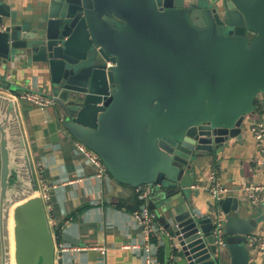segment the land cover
Wrapping results in <instances>:
<instances>
[{
    "label": "water",
    "instance_id": "obj_1",
    "mask_svg": "<svg viewBox=\"0 0 264 264\" xmlns=\"http://www.w3.org/2000/svg\"><path fill=\"white\" fill-rule=\"evenodd\" d=\"M17 13L0 0V264L54 261L12 66L38 79L61 129L112 178L150 187L186 264H249L258 219L225 195L222 248L192 187L197 162L241 138L264 94V0H39Z\"/></svg>",
    "mask_w": 264,
    "mask_h": 264
},
{
    "label": "crops",
    "instance_id": "obj_2",
    "mask_svg": "<svg viewBox=\"0 0 264 264\" xmlns=\"http://www.w3.org/2000/svg\"><path fill=\"white\" fill-rule=\"evenodd\" d=\"M7 1L19 16H28L36 9L39 0ZM11 69L7 72L10 81L19 89L23 86V90L45 91L40 88L37 78L26 79V69L14 66ZM17 104L37 193L42 189L43 182L50 195V208L45 209L44 205L48 227L50 231H57L59 240H63L60 237L62 232L72 236L76 243L67 242L80 248L73 252L54 253L53 264H143L142 231L131 215L141 203L137 205L135 187L117 182L108 172L98 175L96 166L78 150L76 140L61 129L54 115V104H49L45 109L25 101ZM253 117L264 121V111L247 117V128L240 139L231 142V147L217 152L215 157L197 162L192 201L197 213H212L213 201L208 191L212 172L227 189L226 195H237L240 201L244 184H260L262 190L258 204L250 207L242 201L245 208L242 207L241 212L258 219L250 235L264 238V164L256 163L260 153L248 129L249 119ZM148 199L149 196L147 205ZM171 235L157 215L151 264H186L179 250L173 247ZM250 235L245 242L248 262L264 264V258L257 251L255 243L251 242ZM160 251L162 262L158 256Z\"/></svg>",
    "mask_w": 264,
    "mask_h": 264
},
{
    "label": "built area",
    "instance_id": "obj_3",
    "mask_svg": "<svg viewBox=\"0 0 264 264\" xmlns=\"http://www.w3.org/2000/svg\"><path fill=\"white\" fill-rule=\"evenodd\" d=\"M6 77L7 79H10L9 74ZM12 96L16 99L17 102L25 101L30 103L31 105H34L35 107H38L39 109H45L49 104H53L52 98L39 90H22L18 93L12 94ZM255 102V112L264 111V94H258ZM248 129L260 153V156L257 158L256 163H258V165L264 164V121L261 118L253 117L249 119ZM76 146L78 150L84 154L88 161L96 166L98 175H103L107 172L105 166L96 153L87 148L81 142L76 141ZM261 190L262 186L260 184H244L242 187V201L246 202L250 207L257 205L260 200L259 192ZM149 191L150 187L148 185L135 187V192L138 194V198L141 200V203L139 204L137 209H134L131 212L135 224L140 227L142 231L143 244L141 246V250L143 264H151V261L154 258L153 237L157 228V214L148 207L146 201L149 195ZM208 191L213 201V211L211 214V232L214 236L215 243L224 248V215L221 212L219 201L224 197V195H226L227 189L221 184V182L217 178L216 173L214 172L211 173L208 180ZM39 195L43 201V204L45 205V209H49L50 195L47 191V187L43 185V182L42 189L39 191ZM56 233L57 231H51L54 253L62 254L80 249L78 246L70 244L65 240L57 239ZM250 240L252 243H255L257 251L264 258V238L258 237L257 235H250ZM173 247L176 249L175 243H173ZM101 251L104 252V250Z\"/></svg>",
    "mask_w": 264,
    "mask_h": 264
},
{
    "label": "trees",
    "instance_id": "obj_4",
    "mask_svg": "<svg viewBox=\"0 0 264 264\" xmlns=\"http://www.w3.org/2000/svg\"><path fill=\"white\" fill-rule=\"evenodd\" d=\"M255 104H256V102H255ZM141 186H144V185H141ZM140 202H141V200L138 198V200H137V205H138ZM158 256H159L160 261L162 262V261H163L162 251L159 252Z\"/></svg>",
    "mask_w": 264,
    "mask_h": 264
},
{
    "label": "bare ground",
    "instance_id": "obj_5",
    "mask_svg": "<svg viewBox=\"0 0 264 264\" xmlns=\"http://www.w3.org/2000/svg\"><path fill=\"white\" fill-rule=\"evenodd\" d=\"M11 225H12V220H11ZM12 250H13V241H12Z\"/></svg>",
    "mask_w": 264,
    "mask_h": 264
}]
</instances>
